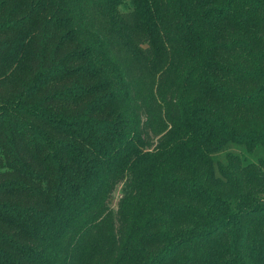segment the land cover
Segmentation results:
<instances>
[{"label":"trees","instance_id":"trees-1","mask_svg":"<svg viewBox=\"0 0 264 264\" xmlns=\"http://www.w3.org/2000/svg\"><path fill=\"white\" fill-rule=\"evenodd\" d=\"M122 2L0 0V264H84L95 245L104 264H264V159L228 156L220 180L210 157L264 147V0H130L134 28ZM119 47L177 89L155 104ZM152 146L142 214L87 233L102 180Z\"/></svg>","mask_w":264,"mask_h":264},{"label":"rangeland","instance_id":"rangeland-1","mask_svg":"<svg viewBox=\"0 0 264 264\" xmlns=\"http://www.w3.org/2000/svg\"><path fill=\"white\" fill-rule=\"evenodd\" d=\"M119 15L131 25L132 28L136 27L135 16H133V6L130 0H123L122 4L118 7ZM143 35L138 34L136 40L140 41ZM117 40V38H115ZM140 46V45H139ZM146 44H142L140 47L146 48ZM118 62L122 68V71L128 75L132 82H135L139 87L143 88L144 92L155 96V104H160L159 98L156 97V93L159 90H165L169 87L177 89L179 85V72H177V79L174 77L170 80L164 76L161 72L156 70L157 65L137 63V66L131 64L124 59L125 51L121 47L117 48ZM148 57H152L151 48L143 50ZM155 145V144H154ZM153 145V146H154ZM150 149L139 147L137 153H130L136 156V163L129 165L127 159L123 162L128 166L119 167L117 170L115 167L111 169L105 180H102V187L98 193V201L91 211L95 214L91 217L83 218L80 223L83 224L87 220L92 221L90 229L86 230L87 233H91V227L99 222H105L110 225L111 230L117 235V218L119 210L121 209L129 219H135L137 215H141L145 208V202L149 200L147 194L152 192V187L155 184L154 180H157L158 175H153L150 172L152 164L147 160L150 154L155 155L154 148ZM228 156L240 157L242 164L247 165L249 163H257L259 160L264 159V147L257 146L253 152L248 153L244 146H238L234 143H228L220 151L213 153L211 157L214 177L223 180L222 175L219 174V166H227ZM135 160V159H134ZM134 175V177H133ZM104 184V185H103ZM135 185V186H134ZM139 186V190L136 188ZM136 188V189H135ZM156 190V189H154ZM155 194V193H154ZM141 213V214H139ZM87 227V228H89ZM94 235V233H93ZM99 243V242H98ZM77 250H74V254ZM102 252L99 245H95L92 250V255L86 260L84 264H101ZM104 264V263H103Z\"/></svg>","mask_w":264,"mask_h":264}]
</instances>
